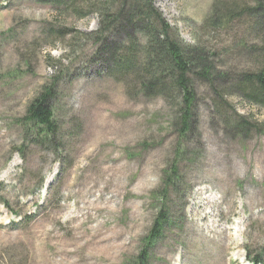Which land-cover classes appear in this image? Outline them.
Listing matches in <instances>:
<instances>
[{
  "label": "rangeland",
  "instance_id": "374dc122",
  "mask_svg": "<svg viewBox=\"0 0 264 264\" xmlns=\"http://www.w3.org/2000/svg\"><path fill=\"white\" fill-rule=\"evenodd\" d=\"M152 1L173 28L168 38L191 46L196 61L207 56L224 75L217 81L236 90L264 34V6L237 0L236 7L241 1L256 10L234 8L229 18L223 0L215 15V0ZM120 18L103 26L95 13L80 18L38 0H0V264H125L164 207L170 224L145 264L264 257V108L232 97L252 129L236 135L235 120L214 113L210 83L193 80L198 132L183 138L172 117L185 102L168 64L152 76L164 74L166 88L157 96L143 92L136 77L127 85L106 69L125 65L129 38ZM134 19L139 58L147 46L142 37L155 29L150 59L160 60L159 24ZM100 25L109 30L96 41ZM103 43L116 47V64H101L108 55ZM127 62L134 68L136 61ZM54 79L56 139L27 140L22 118Z\"/></svg>",
  "mask_w": 264,
  "mask_h": 264
},
{
  "label": "trees",
  "instance_id": "16d2710c",
  "mask_svg": "<svg viewBox=\"0 0 264 264\" xmlns=\"http://www.w3.org/2000/svg\"><path fill=\"white\" fill-rule=\"evenodd\" d=\"M39 2L50 5L54 9L58 10L60 13L63 12H72L77 17H84L90 13L98 14L99 17H102V25L111 23H116L117 19L115 14H118L120 9H125L126 12L122 16V27H126L128 30L127 36L128 41L122 45V50L126 53L123 61L125 65H121L122 67L119 69L113 68V70L107 66V70L111 76L116 78L117 80L123 78V81L129 85V80L131 78H135L143 92H146L150 96L161 95V91L163 88H166V83L162 81L164 74H162V78L160 79V75L158 78H152L156 74L163 72L160 70V65H166L167 69L171 67L172 73L174 74V81L172 83L173 88L178 89V91L182 94L183 101L185 102L183 110L180 111V114L173 118L172 121H177V125L180 120L179 130L182 136L187 133H196L198 131V119L195 110L198 108V93L193 88V80L200 81L203 80L207 83H210L211 90L214 93L212 98L214 105V113L233 118L235 120L236 125L234 126L233 132L235 134H249L252 129L249 127L248 121L245 119L243 114H239L237 110L233 106L232 97H237L242 101H246L249 104L256 105L258 107L264 108V34L260 33L259 36V44H254L253 56L254 59L251 63V67L240 73V77L238 79L237 89L234 90L229 86V81L219 80V75L221 77V72L216 71L214 68L213 62H207V56L199 57V60L196 61L190 53L193 54L194 50L191 46L183 45L180 42V38L175 36L174 39L168 38V33H170L171 29H173L170 24L163 18L162 15L158 12V9L153 5L152 0H138V2H134V0H38ZM220 0H215L213 5V10L210 14L215 15L221 14L217 8ZM237 0H223V4L225 5L224 11L226 12L227 17L232 16V12L234 8H242L240 11H247V7H250L253 10L254 6L251 7L248 4H244V7L241 5V1L238 5L240 7H236ZM255 6L262 5L264 6V0H256ZM124 2H127V5H124ZM243 3V1H242ZM131 4V5H130ZM257 4V5H256ZM256 10V9H255ZM134 12L136 18L135 19H143L150 22L151 26L157 22L159 27L161 28V34L165 36L164 44L161 45L163 49H161V57L160 60H152L150 59L151 54L154 55L155 51L153 50V41L155 29H152L147 35H144L141 41L147 43L145 49L142 50V55L139 58V53L137 50L138 39L134 36V31L136 26L132 21L134 18H131V15H128L127 12ZM128 12V13H129ZM224 13L223 11H221ZM250 12V11H248ZM114 13V14H113ZM251 13V12H250ZM235 15V14H234ZM125 17V18H124ZM134 19V20H135ZM155 21V22H154ZM133 22V23H132ZM219 22V21H218ZM230 23V22H229ZM231 22L230 24H232ZM263 23V21H262ZM235 24V23H234ZM100 25V28L95 32L93 39L96 41L100 40V38L104 37L106 34L107 27H103ZM134 27V29L132 28ZM113 28V27H111ZM105 31V32H104ZM104 32V33H103ZM144 32V31H143ZM140 32V36L143 34ZM61 34V33H59ZM171 34V33H170ZM65 35V34H64ZM173 38V37H172ZM157 40V39H156ZM162 42L160 39L158 40ZM108 50V55L106 58L99 60L102 62L101 64H105V62H110L109 64H116V53L115 46H110L107 43H103L101 47L102 50ZM151 50V52H150ZM163 56H167L166 61L162 60ZM100 57V56H99ZM129 59L136 61L134 68L129 69L130 63ZM198 62V63H196ZM195 63V64H194ZM226 62H220V64H225ZM128 64V65H127ZM108 65V64H107ZM198 65V68L195 67ZM133 75H131V74ZM156 73V74H154ZM165 73V72H163ZM216 74V78L214 79V75ZM222 77V78H223ZM130 78V79H129ZM167 79V78H166ZM165 79V81H166ZM164 80V79H163ZM57 82L55 79L52 82H47L44 84L41 92H39L38 96L34 98V100L28 106V109L25 113L24 118H22V122L26 127V133L35 135L42 142H47L49 140L53 141L57 136V124L55 121V113L54 108L52 106V101L56 97L55 85ZM169 87L170 84H169ZM158 88V90H157ZM151 90H153L151 92ZM159 91V92H158ZM47 135V136H45ZM50 138V139H48ZM183 138H186L185 136ZM177 184L174 186L175 190H178V186L183 184V177L180 175L176 178ZM152 197L156 200L157 197L160 198L159 201H162V197L157 192H152ZM167 197V193L164 194L163 199ZM163 200V201H164ZM157 201V200H156ZM164 211V212H163ZM170 215L165 207L160 209L159 213L155 218V223L148 234L142 238L139 253L135 256H129L127 260H125V264H145L149 258V252L151 247L159 240L160 237H163V230L166 226L170 224ZM175 224V223H173ZM254 264H263L261 259L254 258Z\"/></svg>",
  "mask_w": 264,
  "mask_h": 264
},
{
  "label": "bare ground",
  "instance_id": "6f19581e",
  "mask_svg": "<svg viewBox=\"0 0 264 264\" xmlns=\"http://www.w3.org/2000/svg\"><path fill=\"white\" fill-rule=\"evenodd\" d=\"M49 180V181H48ZM46 182V185L50 183L51 177ZM218 237V236H217ZM226 244V243H225Z\"/></svg>",
  "mask_w": 264,
  "mask_h": 264
}]
</instances>
